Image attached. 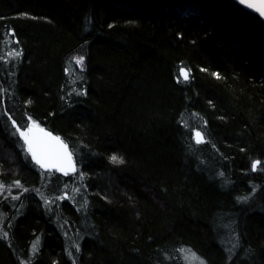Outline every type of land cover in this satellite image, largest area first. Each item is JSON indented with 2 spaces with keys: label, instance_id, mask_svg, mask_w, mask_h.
I'll return each mask as SVG.
<instances>
[{
  "label": "trees",
  "instance_id": "16d2710c",
  "mask_svg": "<svg viewBox=\"0 0 264 264\" xmlns=\"http://www.w3.org/2000/svg\"><path fill=\"white\" fill-rule=\"evenodd\" d=\"M13 121L61 136L76 171L42 170ZM262 169L258 16L0 0V264H264Z\"/></svg>",
  "mask_w": 264,
  "mask_h": 264
},
{
  "label": "snow or ice",
  "instance_id": "6c2138e0",
  "mask_svg": "<svg viewBox=\"0 0 264 264\" xmlns=\"http://www.w3.org/2000/svg\"><path fill=\"white\" fill-rule=\"evenodd\" d=\"M239 3L250 9H254L261 16H264V0H259L258 3L253 2V0H239ZM16 55H19V53H16ZM76 63L82 65L83 58H77ZM181 75L184 80L189 79V73L186 70H181ZM13 125L16 126L15 121H13ZM16 128L19 136L23 139L24 144L26 145L27 152L41 168H54L63 172L65 175H67L69 171H75L71 153L68 152L67 145L64 144L59 137L53 136L50 132H46L35 121H32V124L27 128V130L22 131L19 126H16ZM196 137L198 143L203 142V136L201 133L197 132ZM112 160L114 162H118L119 158L113 156ZM259 165L260 161H255L252 165L253 170H256ZM38 243L39 242L37 241L36 244L33 245L34 250L36 249ZM201 264H203L202 261Z\"/></svg>",
  "mask_w": 264,
  "mask_h": 264
},
{
  "label": "water",
  "instance_id": "95a60500",
  "mask_svg": "<svg viewBox=\"0 0 264 264\" xmlns=\"http://www.w3.org/2000/svg\"><path fill=\"white\" fill-rule=\"evenodd\" d=\"M232 1L235 2V3H237L240 7H242V8L245 9L246 11H248V12H250V13H252V14L258 16V17L264 22V16H261V15H260L258 12H256L254 9H250V8L246 7L245 5L240 4V3H239V0H232ZM253 2L258 3L259 0H253ZM40 127L43 128L46 132H50L53 136H57V137H59V138L64 142V144L67 145V143L61 138V136H59L58 134L52 132L51 130H49V129L43 127V126H40ZM67 149H68V152H70L68 145H67ZM70 153H71V152H70ZM71 158H72V162H73V164H74V166H75V171H76V163H75V160H74L72 154H71ZM35 163H36V162H35ZM37 165H38V164H37ZM38 166L40 167V165H38ZM40 168H41V167H40ZM41 169L44 170V171H56V172H58V173L64 174L63 172L58 171V170H56V169H54V168H53V169H45V168H41ZM75 171H69L67 175H69V174H73Z\"/></svg>",
  "mask_w": 264,
  "mask_h": 264
},
{
  "label": "rangeland",
  "instance_id": "374dc122",
  "mask_svg": "<svg viewBox=\"0 0 264 264\" xmlns=\"http://www.w3.org/2000/svg\"><path fill=\"white\" fill-rule=\"evenodd\" d=\"M80 57H82L81 55H79V56H76L75 58H74V61L76 62V59L77 58H80ZM83 58V57H82ZM78 66H81V64H77ZM25 130H27V129H25ZM23 131V130H22ZM23 140V139H22Z\"/></svg>",
  "mask_w": 264,
  "mask_h": 264
}]
</instances>
